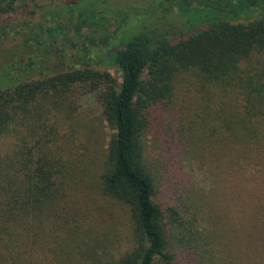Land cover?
I'll use <instances>...</instances> for the list:
<instances>
[{"label":"trees","instance_id":"1","mask_svg":"<svg viewBox=\"0 0 264 264\" xmlns=\"http://www.w3.org/2000/svg\"><path fill=\"white\" fill-rule=\"evenodd\" d=\"M99 2L75 4L91 9L95 22L78 24L79 39L66 40H83V24L93 31L113 22L105 9L96 10ZM22 4L39 6L0 0V18ZM170 7L188 16L187 30L172 35L153 22L124 27L115 45L100 40L108 48L102 61L120 77L89 61L48 69L38 57L1 70L0 264H156L178 257L228 264L231 256L238 264H264V180L257 175L264 176V0H160L146 11ZM125 14L114 15L119 28ZM53 31L41 28L40 37L52 40ZM85 47L84 54L95 52ZM89 93L112 131L94 171L82 164L85 143L72 149L75 156L60 144L66 129L75 130L79 100ZM152 133L169 156L166 205L160 200L168 167L147 152ZM237 173L248 185L237 192L246 199L235 225L211 200ZM88 176L127 215L131 246L118 256L80 237L84 247L71 249L55 232L79 228L65 216V204L72 186Z\"/></svg>","mask_w":264,"mask_h":264},{"label":"rangeland","instance_id":"2","mask_svg":"<svg viewBox=\"0 0 264 264\" xmlns=\"http://www.w3.org/2000/svg\"><path fill=\"white\" fill-rule=\"evenodd\" d=\"M79 0H37L39 6L32 4H22L18 10L11 15L0 18V72L3 67L9 63L10 66L29 64L34 58L38 60V65L50 69L69 68L72 65H82L89 61V64L100 68L108 69L115 76L120 77V72L116 66L102 61L101 55L107 51V46L101 44L100 40H108L110 45L119 42L124 27L128 26L131 31L138 29L146 23H156L161 27L171 30L172 35H177L187 30L190 22L188 16H183L178 12V7L162 11L157 9L154 14L146 11L149 5H157L160 0H99L101 3L97 7V11L105 9L108 16L113 22L105 26L103 30L88 29L87 25L81 26V33L85 35L83 40H66L65 38L79 37L77 31L78 24L95 22L92 18L93 11L88 7L76 6ZM126 12L125 22L119 28L116 21L117 12ZM159 10V11H158ZM161 11V12H160ZM100 20V19H98ZM96 20V21H98ZM103 21L96 22L95 25H102ZM129 24V25H128ZM107 25V24H106ZM2 28H6V32H2ZM41 28H55L53 31V39L44 40L40 37ZM92 41H91V39ZM79 39V38H77ZM95 41H99L95 43ZM89 45L95 52L84 54L85 45ZM15 52L13 58L8 55ZM83 52V54H81ZM41 56V57H40ZM25 77H36L42 72L40 70ZM41 72V73H40ZM80 109L75 115V130L69 129L64 131L60 144L67 150H71L73 156L82 143L88 146V149L81 148L80 152H85L82 158V164L94 171L98 162L104 158V146L110 138L112 132L107 122L102 117V109L99 105L96 93H89L80 98ZM159 142L155 135L147 136V152L157 160L167 164L168 171L165 173L162 184L161 203L169 204V156L158 148ZM73 149V150H72ZM87 156V157H86ZM207 160H204L205 168H210V156L207 154ZM200 168V167H199ZM205 170V169H203ZM259 181L264 180V176L257 173ZM85 177L82 182L74 184L70 190V196L65 204V216L71 219V224L78 229L68 233L64 228L55 230L60 234V238L65 240L69 248L75 249L78 246L84 247L83 242L76 240L80 237L83 240H94L96 243L104 245L110 249L109 255L118 256L121 250L131 246L130 229L127 215L124 209L115 200L103 198L96 192L93 185V179ZM234 179V180H233ZM91 180V181H90ZM76 180L74 181V183ZM243 173H237L225 183L222 189H216L213 193L212 203L215 204L224 221L229 224L238 225L239 217L242 220L244 213L241 210V204L246 199L242 193L240 197L237 192H243L246 189L244 184ZM253 184V182H252ZM68 224V223H67ZM71 224L70 227H73ZM228 224V226H230ZM88 234V238L85 236ZM62 241V239H61ZM92 244V243H91ZM209 247V245H207ZM233 249V245L229 244V251ZM179 249L173 250L176 254ZM206 254V253H204ZM178 256V254H177ZM209 254L204 255L207 262ZM231 256V255H230ZM233 256L228 264H238L234 262ZM156 264H192L183 257L176 258L173 262L158 260Z\"/></svg>","mask_w":264,"mask_h":264}]
</instances>
